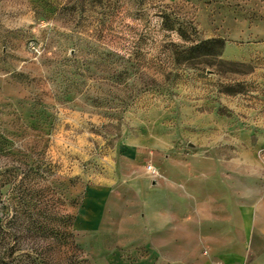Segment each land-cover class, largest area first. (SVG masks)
<instances>
[{
	"label": "rangeland",
	"instance_id": "374dc122",
	"mask_svg": "<svg viewBox=\"0 0 264 264\" xmlns=\"http://www.w3.org/2000/svg\"><path fill=\"white\" fill-rule=\"evenodd\" d=\"M197 169L235 207L217 249L264 259L231 215L264 204V0H0V264H139L124 187L144 170L188 190ZM91 191L111 216L81 229Z\"/></svg>",
	"mask_w": 264,
	"mask_h": 264
},
{
	"label": "crops",
	"instance_id": "0c3cea01",
	"mask_svg": "<svg viewBox=\"0 0 264 264\" xmlns=\"http://www.w3.org/2000/svg\"><path fill=\"white\" fill-rule=\"evenodd\" d=\"M227 44L224 49L228 60H243L252 56L249 49L238 47L233 54H227ZM192 186L186 190V185L168 180L152 183L144 170H140L132 178L125 190L134 198V206L141 208L142 215L136 223L141 234L142 245L133 249V256H143L139 264H154L153 261L164 257L171 264H214V256L218 255L220 264H247L245 249L238 253L228 252V243L217 249L216 240L227 241L229 238L230 205L228 187L221 177L213 178L209 172L201 169L192 170ZM253 198L247 204H238L233 226L241 229L242 235L249 240L255 229L264 237V204ZM88 197L95 204L103 202L101 216L95 228L80 227L81 229H97L105 227L107 214L106 194L91 191ZM219 208V217L213 208ZM123 214V213H122ZM82 215H86L85 205ZM81 216V215H80ZM79 216V217H80ZM224 216V219H223ZM78 217V218H79ZM113 221V220H111ZM120 221V220H119ZM115 222L118 227L120 222ZM218 250V251H217ZM255 264H264V259L256 260Z\"/></svg>",
	"mask_w": 264,
	"mask_h": 264
},
{
	"label": "built area",
	"instance_id": "2783aa9c",
	"mask_svg": "<svg viewBox=\"0 0 264 264\" xmlns=\"http://www.w3.org/2000/svg\"><path fill=\"white\" fill-rule=\"evenodd\" d=\"M148 170H149V171H152L153 173H155V169H154L152 166H149V167H148Z\"/></svg>",
	"mask_w": 264,
	"mask_h": 264
}]
</instances>
